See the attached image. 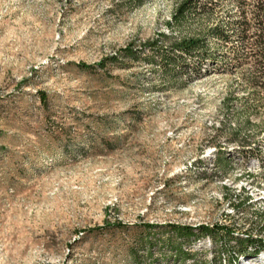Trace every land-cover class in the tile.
Wrapping results in <instances>:
<instances>
[{
    "label": "rangeland",
    "instance_id": "rangeland-1",
    "mask_svg": "<svg viewBox=\"0 0 264 264\" xmlns=\"http://www.w3.org/2000/svg\"><path fill=\"white\" fill-rule=\"evenodd\" d=\"M180 2L0 0V264H228L236 250L202 236L161 259L171 225L264 240V162L241 150L264 145L248 68L165 78L147 59L236 6L178 28Z\"/></svg>",
    "mask_w": 264,
    "mask_h": 264
},
{
    "label": "trees",
    "instance_id": "trees-1",
    "mask_svg": "<svg viewBox=\"0 0 264 264\" xmlns=\"http://www.w3.org/2000/svg\"><path fill=\"white\" fill-rule=\"evenodd\" d=\"M228 2H233L236 6L235 20L225 24L218 23L198 35L184 37L170 48L162 49L157 47L156 43H152L150 48L153 53L147 59L153 66H159L165 78L179 76L187 73L188 70L193 74H199L202 71L228 72L232 68L242 69L246 66L248 72L241 78L243 89L258 102L264 101V96L260 95L264 94V0H181L174 13L173 24L181 28L189 20L212 17L217 9L223 8ZM131 53H128L130 57H132ZM40 99L42 103H47L45 93L40 94ZM233 99L231 92L223 100V105L226 107L234 105ZM241 150L243 154L264 162V145L255 147L243 144ZM246 201L241 200L238 204H233V207L238 208ZM147 227L148 230L153 228V226ZM168 229L177 238L169 236L167 242H161V247L170 250V253H163L161 259H169L173 256L183 261L190 258V252L183 250L184 244L187 240L202 236H210L215 242L220 240L225 249H228L225 243L227 239L236 240V250L227 251L230 255L228 264H238L241 257H257L264 251L263 239L259 240L252 235L245 239L235 237L233 230L225 225H202L198 232L190 226L171 225ZM180 237L182 239L178 240ZM148 241L151 249L155 245L153 237ZM138 254V250H133L135 258ZM138 264L143 263L138 262Z\"/></svg>",
    "mask_w": 264,
    "mask_h": 264
}]
</instances>
